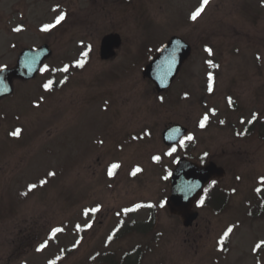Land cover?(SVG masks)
<instances>
[{
    "label": "rangeland",
    "instance_id": "1",
    "mask_svg": "<svg viewBox=\"0 0 264 264\" xmlns=\"http://www.w3.org/2000/svg\"><path fill=\"white\" fill-rule=\"evenodd\" d=\"M172 35L192 53L157 95L142 68ZM44 43L0 102V264H264V0H0V68ZM183 156L227 171L191 227L164 205Z\"/></svg>",
    "mask_w": 264,
    "mask_h": 264
},
{
    "label": "water",
    "instance_id": "2",
    "mask_svg": "<svg viewBox=\"0 0 264 264\" xmlns=\"http://www.w3.org/2000/svg\"><path fill=\"white\" fill-rule=\"evenodd\" d=\"M121 42L117 33L104 36L100 48L101 58H113ZM190 54L191 46L182 38L173 36L144 66L143 77L153 81L156 93L162 94L177 78ZM51 55L52 50L47 44L38 48H26L19 55L15 67L1 68L0 100L14 92L15 79L34 78L41 70L43 62ZM187 131L181 124H173L163 131V140L167 145L176 144ZM224 174L225 170L213 161L200 165L186 157L179 158L170 175L171 193L165 201L170 213L180 215L185 226L191 225L198 215L193 210V205L203 194L204 186L213 178L222 177Z\"/></svg>",
    "mask_w": 264,
    "mask_h": 264
},
{
    "label": "snow or ice",
    "instance_id": "3",
    "mask_svg": "<svg viewBox=\"0 0 264 264\" xmlns=\"http://www.w3.org/2000/svg\"><path fill=\"white\" fill-rule=\"evenodd\" d=\"M207 3H208V0H203V4H204V5H207ZM202 11H203V8L199 9L196 13L193 14L192 19L195 20L196 17L199 16V15H200V12H202ZM64 18H65L64 14H61V15L59 16L58 20H57V23H59L60 21H62ZM49 27H51V26H50V25H46L45 28H44V30H48ZM16 30L19 31L20 29L18 28V29H16ZM207 51L211 52V49H207ZM85 55H87V53H85ZM79 66L82 67L83 64L81 63ZM65 71H67V69H65ZM45 87H46V88H49L50 85H45ZM206 119H207V117H205V120H206ZM201 126L203 127V123L201 124ZM14 134L18 135L19 133H14ZM189 139H191V137H189ZM173 151H175V149H173ZM155 159L159 160V157H156ZM117 167H119V166L116 165V164H113V165H112V168H113V169H115V168H117ZM137 171H139V169H137ZM109 174L111 175L112 173L109 172ZM52 175H54V173H52ZM133 175H135V172H133ZM32 187H35V185H33ZM201 203H203V201H201ZM96 210H97V209H94L93 211H96ZM55 231H60V230H59V229H56ZM262 243H264V242H262ZM42 247H43V246H42ZM257 247L259 248L260 245H257Z\"/></svg>",
    "mask_w": 264,
    "mask_h": 264
},
{
    "label": "trees",
    "instance_id": "4",
    "mask_svg": "<svg viewBox=\"0 0 264 264\" xmlns=\"http://www.w3.org/2000/svg\"><path fill=\"white\" fill-rule=\"evenodd\" d=\"M262 125L259 127V130L262 129V127L264 126L263 123H261ZM252 126L250 125L249 128H251ZM263 130V129H262ZM137 251H139V248H135L132 251L126 252L122 257H121V264H139V258H140V252L137 253ZM136 253V254H135ZM111 257L113 258V255H111Z\"/></svg>",
    "mask_w": 264,
    "mask_h": 264
},
{
    "label": "flooded vegetation",
    "instance_id": "5",
    "mask_svg": "<svg viewBox=\"0 0 264 264\" xmlns=\"http://www.w3.org/2000/svg\"><path fill=\"white\" fill-rule=\"evenodd\" d=\"M213 186H214V185H213ZM216 187H217V186H216ZM198 205H199V204H198ZM198 205H197V206H198Z\"/></svg>",
    "mask_w": 264,
    "mask_h": 264
}]
</instances>
